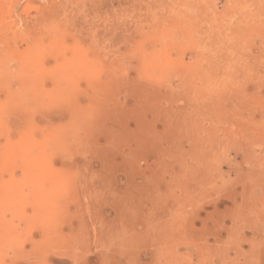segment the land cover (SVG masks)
Listing matches in <instances>:
<instances>
[{
    "label": "rangeland",
    "instance_id": "1",
    "mask_svg": "<svg viewBox=\"0 0 264 264\" xmlns=\"http://www.w3.org/2000/svg\"><path fill=\"white\" fill-rule=\"evenodd\" d=\"M165 225L264 264V0H0V264Z\"/></svg>",
    "mask_w": 264,
    "mask_h": 264
},
{
    "label": "bare ground",
    "instance_id": "2",
    "mask_svg": "<svg viewBox=\"0 0 264 264\" xmlns=\"http://www.w3.org/2000/svg\"><path fill=\"white\" fill-rule=\"evenodd\" d=\"M79 70V69H77ZM125 85V84H124ZM126 87V86H125ZM73 123V121H72ZM120 124V123H119ZM208 132V131H207ZM206 133V132H205ZM76 135V134H75ZM200 135V133H199ZM204 135V134H203ZM209 135V134H208ZM213 135V134H212ZM206 137V135H205ZM74 138V137H73ZM210 138H211V134H210ZM214 138V137H212ZM204 139V138H202ZM148 140V139H147ZM199 140V139H198ZM206 140V138H205ZM210 140V139H209ZM87 141V140H86ZM82 143V142H81ZM207 142H205L206 144ZM110 144V143H109ZM82 145V144H80ZM112 146V145H111ZM114 146V145H113ZM196 146V145H195ZM205 147V146H204ZM112 148V147H111ZM110 148V149H111ZM117 148V147H116ZM133 148V147H132ZM90 149V148H89ZM104 149V148H103ZM115 149V148H114ZM118 149V148H117ZM198 149V148H197ZM112 151V149L110 150ZM174 151V150H173ZM196 151V150H195ZM95 152V151H94ZM204 153V152H203ZM87 155V154H86ZM108 155V154H107ZM194 157V156H193ZM203 157V156H202ZM85 158V157H84ZM197 158V157H196ZM109 160V159H108ZM200 160V159H199ZM208 160V159H207ZM181 161V160H180ZM183 161V160H182ZM193 161V160H192ZM45 162V161H44ZM174 162V159H173ZM176 162V161H175ZM205 163V162H204ZM182 163H180L181 166ZM184 164V163H183ZM179 166V165H177ZM154 167V166H153ZM161 168V167H160ZM184 168V167H182ZM40 169V168H39ZM155 169V168H154ZM186 169V167H185ZM183 171V169H182ZM181 171V172H182ZM154 172V170H152V173ZM190 172V171H189ZM158 173V172H157ZM186 173V172H185ZM184 174V173H183ZM193 174V172H192ZM45 175V174H44ZM143 176V175H142ZM194 176V175H193ZM144 177V176H143ZM161 177V176H160ZM178 177V176H177ZM180 177V175H179ZM156 178V177H154ZM157 179V178H156ZM149 180V179H148ZM151 180V179H150ZM47 181V180H46ZM149 182V181H148ZM155 182V180H154ZM152 184V183H151ZM150 184V187H151ZM50 185V184H49ZM153 185V184H152ZM156 185V184H155ZM160 185V184H158ZM223 185V184H222ZM148 186V185H147ZM78 187V186H77ZM152 188V187H151ZM155 188H157L155 186ZM190 188V187H189ZM145 189V187H144ZM150 189V188H149ZM191 189V188H190ZM153 192L155 191L154 188L152 189ZM151 190V191H152ZM220 190V189H219ZM142 191V190H141ZM170 191V190H169ZM150 192V191H149ZM147 193V192H146ZM157 193V190H156ZM155 194V193H154ZM153 194V195H154ZM173 195V194H171ZM157 197V196H156ZM145 198V197H144ZM167 203V202H166ZM168 204V203H167ZM51 205V204H50ZM49 205V206H50ZM168 206V205H167ZM53 209V208H52ZM58 211V210H57ZM55 212V211H54ZM182 212V211H181ZM238 214V213H237ZM43 215V214H42ZM236 216V215H235ZM127 219V218H126ZM141 221V219H140ZM127 222V221H126ZM161 222V221H160ZM124 223V222H123ZM176 228V227H175ZM254 228V227H253ZM168 229V231H167ZM261 229V228H260ZM173 229V227H171L170 225H165L161 228H156V226L152 229L149 239H143L145 241H142L141 239H136V237H134V235H130V236H122L120 235V237L122 238L120 242L117 243L116 247L112 248L111 250H109V256L112 258V260H118L120 261V263H125L127 262V264H144V261H148L149 264H192L191 260H187L186 257H188L186 254H188V251H190V249H197L199 251L200 256H202L201 251L203 249L208 248L207 247V240L204 241L203 238L201 239H196V244H184L182 242V238H179V233L178 230ZM182 230V229H181ZM131 232V231H130ZM182 233V231H180ZM207 233H209V231H207ZM126 235V234H125ZM162 237V238H160ZM136 239V240H135ZM255 244V243H254ZM194 245L196 246V248L194 247ZM184 246V247H183ZM144 247L147 248L149 247L150 250L152 251V256L150 258L149 255L144 254L143 255V250ZM255 247V246H254ZM184 251V255H181L180 253H182V251ZM253 250V249H252ZM226 251V250H225ZM217 252V251H216ZM239 253V252H238ZM114 256H113V255ZM213 254V253H212ZM219 254V252L217 253ZM241 254V253H239ZM117 256V258L115 257ZM131 256V257H130ZM149 256V259H148ZM212 256V255H211ZM241 256V255H240ZM208 257V255H207ZM132 261H130V259ZM245 258V257H244ZM249 259V258H247ZM207 260V259H206ZM224 260V259H223ZM125 261V262H123ZM129 261V263H128ZM198 261V260H197ZM226 261V260H225ZM115 262V261H114ZM112 262V263H114ZM228 262V261H227ZM249 262V261H248ZM251 262V261H250ZM258 262V261H257ZM213 263V261H212ZM256 263V262H255ZM115 264V263H114ZM118 264V263H116ZM126 264V263H125ZM147 264V263H145ZM194 264V263H193ZM197 264H206V262L204 263H197ZM225 264V262H224ZM230 264V263H229Z\"/></svg>",
    "mask_w": 264,
    "mask_h": 264
}]
</instances>
